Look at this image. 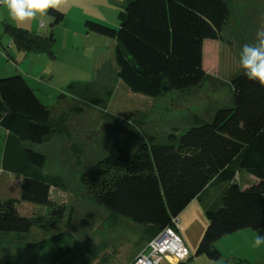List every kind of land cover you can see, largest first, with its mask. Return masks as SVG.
<instances>
[{
	"label": "trees",
	"instance_id": "1",
	"mask_svg": "<svg viewBox=\"0 0 264 264\" xmlns=\"http://www.w3.org/2000/svg\"><path fill=\"white\" fill-rule=\"evenodd\" d=\"M48 14L51 25L64 16L56 10ZM228 17L226 0H124L117 28L91 20H85V27L115 41L117 77L130 91L158 97L165 89L183 92L208 81L203 42L223 41ZM3 30L18 50L52 56V34L38 35L7 22ZM230 83L231 105L216 109L210 119L195 117L185 131L172 128L157 141L139 145L131 155L118 147L97 160L81 176L86 198L112 217L141 225L146 242L198 199L208 225L188 259L204 255L217 261L222 257L215 245L220 238L264 228V86L249 80L245 71ZM77 86L71 84L68 91L73 93ZM105 98H89L88 103L101 107ZM0 128L5 131L0 134V168L22 177L20 200L61 216L50 189L66 190V180L43 172L48 157L34 144L42 145L66 128L21 74L0 77ZM241 171L256 181L242 187L236 182ZM213 190L220 195L210 206ZM18 201L0 202V232L26 233L35 223L18 213ZM70 251L68 245L59 247L51 263L69 264ZM233 264L259 263L236 259Z\"/></svg>",
	"mask_w": 264,
	"mask_h": 264
},
{
	"label": "rangeland",
	"instance_id": "2",
	"mask_svg": "<svg viewBox=\"0 0 264 264\" xmlns=\"http://www.w3.org/2000/svg\"><path fill=\"white\" fill-rule=\"evenodd\" d=\"M226 1L229 17L222 30L223 41L203 43L204 57L208 54L215 69L208 81L187 91L165 89L158 97H148L130 91L118 80L114 41L86 32L84 22L91 20L117 28V14L124 0H69L62 10L66 21L53 32L57 57L48 60L49 72L43 79H37L36 73L45 61L28 65L27 60L22 63V55L17 63L0 61V77H26L39 100L65 126L50 142L34 144V148L48 157L43 172L62 176L67 183L66 190L50 189V198L61 210V216H56L43 205L20 200L22 177L0 169V202L19 200L18 213L35 222L26 233L0 232V264H52L53 252L64 245L71 248L69 264H129L145 249L143 227L121 216L112 217L103 207L90 202L81 176L118 147L131 155L139 145L157 141L172 128L185 131L193 118L210 119L216 109L231 105V77L244 71L240 65L242 48L255 44L257 32L264 29V0ZM52 19L49 14L43 17L44 27L35 21L40 33L50 29ZM31 32L40 34L39 30ZM8 44L9 37L1 25L0 48L5 47L16 58L17 48H9ZM71 84L78 85L73 93L68 89ZM62 93L65 95L60 96ZM94 97H106L105 105H90L88 99ZM77 108L81 113L76 112ZM251 178L241 171L236 182L243 185L239 179L244 182ZM258 232L264 235V228ZM241 234L232 233L216 242V247H221L219 260L200 255L206 263H197L194 260L198 257H193L187 264H233L236 259L246 258L264 264V244L254 247V240L247 241Z\"/></svg>",
	"mask_w": 264,
	"mask_h": 264
},
{
	"label": "crops",
	"instance_id": "3",
	"mask_svg": "<svg viewBox=\"0 0 264 264\" xmlns=\"http://www.w3.org/2000/svg\"><path fill=\"white\" fill-rule=\"evenodd\" d=\"M61 12H63V11H61ZM63 14H64L63 19L60 22H58L55 25H51V23L53 21V19H52V21L49 23L50 29H46L45 30V33H40L41 31L35 25V21L30 22V23H27L25 25H18L15 21H13L10 18V16L8 15V13L5 10L4 6L3 5H0V26L2 25V28H3V23L4 22H7V23H9V24H11L13 26H16V27L22 28V29H26V30H28L30 32H31V30L32 31L39 30V33L40 34H38V35L47 36L49 34H52L53 37H54V40H55V36H54V33H53L55 27L56 26L57 27H60V25H63V23L66 21V14L64 12H63ZM84 24H85V22H84ZM41 27H44V25H41ZM49 30H50V33L48 34ZM3 32H4V30H3ZM86 32H88V31L86 30ZM8 37H9L8 47L9 48H12V46L14 47L15 44L13 42H11V44H10L11 38H10L9 35H8ZM54 43H55V41H54ZM114 43H115V41H114ZM1 46H4L3 43L1 44ZM114 47H115V45H114ZM45 53L46 52H30V53H24V52H22V51H20V50L17 49V52H15L16 58H14V57H12L8 53V50L5 47H2V48H0V61H3L5 63L6 60L8 62L10 60V61H12L14 63H17L16 60H18L21 57V55L23 56V62L22 63H24V61L27 60L26 62L28 63V65L29 64H37L38 62L41 63V62L45 61L46 62L45 63V66H43L42 69L38 73H36V78L37 79H43L44 77H47L48 72H49V66L47 64L48 60H50V59H52V60L54 59L55 60L56 57H57V55H56L57 53L55 54V51L53 50V47H52V56H50V55L46 56L47 53L46 54ZM27 54H29V56ZM202 54H203L202 55L203 67H204L205 71L208 74H210L211 73V70L212 69L213 70L215 69V66H214V64L212 62H209L208 61V58H207V55L208 54L206 55V57H204V51H203V49H202ZM5 57H6V59H5ZM115 65H116V63H115ZM117 70H116V76H117ZM25 74H28L29 76H31L33 78V75H31L30 72L29 73L28 72H25ZM24 78L27 81L26 77H24ZM27 83L34 90V92L36 93L35 89L29 84L28 81H27ZM60 114H61V112H60ZM53 115H54V111H53ZM0 134H5V131L3 129H1V128H0ZM52 139H53V137H52ZM50 141H47V142H45L43 144L45 145V144H47ZM0 157H1V150H0ZM1 171H2V169H1ZM239 181L241 182V184H243L242 187H247L250 184L254 183L256 181V178L253 176V178H251V179H245L244 182H242L240 179H239ZM211 195H212V197H211L212 198V202L209 203L210 206L213 205V202H214L215 198H217V199L219 198V195L220 194L215 193V191L213 190L211 192ZM179 219H180V222H179V226L177 228V233L181 237V239L184 242V244L186 245V247L189 249L191 255H193L195 253L196 248H197V246L199 244V241L201 240V238L203 236V233H204V231H205V229H206V227L208 225V220L206 218L205 211H204V207L201 204V202L198 199H193L183 209V211L180 213ZM260 230L261 229H259V230H251L252 232H249L250 230L243 229V230H240V231H237V232H234V233H242L241 234V237L242 238H244L247 241L248 240L249 241H252V240H255V238L258 235V233L261 234V232H258ZM231 240H235V238H231ZM148 244H149V242H147V244L145 246V249L144 250L142 249L141 251H139L129 262H131L138 254L146 251V249L148 247ZM219 247L220 246H218V248ZM170 260L169 259H166L161 264H176V263H178V262H175L173 259H170ZM245 260L249 261V259H247V258ZM188 261H190V259H187L185 261H182L179 264H187ZM194 261L197 262V263L198 262L199 263H206V262H204V260H201V258H199V257L196 258ZM249 262L250 263H258V262H251V261H249Z\"/></svg>",
	"mask_w": 264,
	"mask_h": 264
},
{
	"label": "clouds",
	"instance_id": "4",
	"mask_svg": "<svg viewBox=\"0 0 264 264\" xmlns=\"http://www.w3.org/2000/svg\"><path fill=\"white\" fill-rule=\"evenodd\" d=\"M10 18L18 25L36 21L44 24L43 17L49 10L62 11L69 5V0H0ZM240 65L247 78L264 86V29L257 32L255 44H245L240 54ZM264 244V235L258 234L254 247Z\"/></svg>",
	"mask_w": 264,
	"mask_h": 264
},
{
	"label": "built area",
	"instance_id": "5",
	"mask_svg": "<svg viewBox=\"0 0 264 264\" xmlns=\"http://www.w3.org/2000/svg\"><path fill=\"white\" fill-rule=\"evenodd\" d=\"M179 222V216L172 218L171 225L163 228L149 242L146 251L138 254L129 264H161L166 259L175 262L187 260L191 253L177 233Z\"/></svg>",
	"mask_w": 264,
	"mask_h": 264
}]
</instances>
